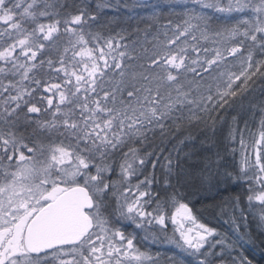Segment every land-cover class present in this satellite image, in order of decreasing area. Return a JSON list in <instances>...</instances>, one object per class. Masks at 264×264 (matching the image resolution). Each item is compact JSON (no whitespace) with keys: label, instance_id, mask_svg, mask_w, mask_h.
I'll use <instances>...</instances> for the list:
<instances>
[{"label":"snow or ice","instance_id":"1","mask_svg":"<svg viewBox=\"0 0 264 264\" xmlns=\"http://www.w3.org/2000/svg\"><path fill=\"white\" fill-rule=\"evenodd\" d=\"M251 246L264 0H0V264H254Z\"/></svg>","mask_w":264,"mask_h":264},{"label":"trees","instance_id":"2","mask_svg":"<svg viewBox=\"0 0 264 264\" xmlns=\"http://www.w3.org/2000/svg\"><path fill=\"white\" fill-rule=\"evenodd\" d=\"M256 131V129H254ZM237 156V161H238ZM249 257L254 260V264H264V252L259 247L251 246L249 249Z\"/></svg>","mask_w":264,"mask_h":264},{"label":"rangeland","instance_id":"3","mask_svg":"<svg viewBox=\"0 0 264 264\" xmlns=\"http://www.w3.org/2000/svg\"><path fill=\"white\" fill-rule=\"evenodd\" d=\"M257 131V130H256ZM238 159H239V156H238ZM239 161V160H238Z\"/></svg>","mask_w":264,"mask_h":264}]
</instances>
